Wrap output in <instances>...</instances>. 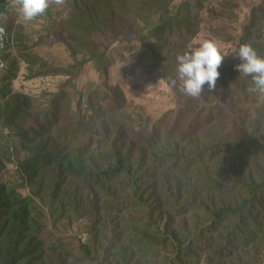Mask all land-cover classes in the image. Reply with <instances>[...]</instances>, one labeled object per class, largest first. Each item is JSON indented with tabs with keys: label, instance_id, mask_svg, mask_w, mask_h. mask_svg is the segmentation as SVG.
Here are the masks:
<instances>
[{
	"label": "trees",
	"instance_id": "16d2710c",
	"mask_svg": "<svg viewBox=\"0 0 264 264\" xmlns=\"http://www.w3.org/2000/svg\"><path fill=\"white\" fill-rule=\"evenodd\" d=\"M210 1L66 0L71 17L61 26L73 63L45 61L34 52L41 38L20 57L28 79L70 76L37 113L33 96L13 94L20 62L7 67L14 30L1 20L0 264H264V102L234 70L242 43L264 56V0L238 39L224 29L221 40L235 49L214 90L205 84L193 99L175 84L179 110L153 119L108 81L117 44L142 74L171 86L177 55L202 31L215 33L212 20L238 23L239 0H221L207 19ZM113 30L116 40H107ZM88 64L101 81L80 90ZM9 165L19 187L4 180ZM63 220L87 221L88 239H64ZM46 222L58 235L51 245Z\"/></svg>",
	"mask_w": 264,
	"mask_h": 264
},
{
	"label": "rangeland",
	"instance_id": "374dc122",
	"mask_svg": "<svg viewBox=\"0 0 264 264\" xmlns=\"http://www.w3.org/2000/svg\"><path fill=\"white\" fill-rule=\"evenodd\" d=\"M239 1L241 8L237 11L239 15L238 23L232 25L224 21H215V19L212 18L214 19L212 20V27L216 28V32L210 35L208 32L202 31L189 47L198 46L204 39H214L219 42L225 57L234 51V45H228L223 39L221 40L220 37L225 36L227 31H231L233 36L236 37L235 39H238L248 19L251 7L259 5L263 0ZM219 2H221V0H212L208 3V10L206 12L207 19L209 18V13L213 11V8L218 6ZM66 8L67 3L59 7L53 6L44 15L32 21H25L19 11L12 6L11 0H6L3 22L5 25H9V27L11 26L14 30L13 36H11V49H7L6 51V55H11L7 67H10V62H13L12 60L14 59L20 62V72L17 79L13 81L12 91L14 95L20 93L33 96L36 100V113L44 109L45 106L48 107L51 104V98L60 90L62 83L67 81L70 76L60 74L45 78L28 79V67L20 57L23 53L24 46H30L41 38L43 46L35 49L34 52L40 55L45 61L65 66L73 63L71 59L72 51L68 47L69 32L62 29L61 26V21L68 20L71 17V13L66 11ZM58 11L64 13L63 18L59 16ZM50 13H53L54 16L51 19V23H48V15ZM53 22L59 23L57 24V29L52 32L47 31ZM114 32L113 30L107 34V40H116L117 35ZM129 37H132L133 41L135 40L134 36L130 35ZM111 59L113 60V64L109 70V84L123 89L129 104H132L137 109H142L146 116L158 119L167 111H177L183 106V101L176 96L174 84L171 86L166 84L158 73H155L152 77L142 74L134 58L126 54L120 45L116 44V47L112 50ZM88 66L90 70L83 73L76 81L80 90L87 88L89 84H99L101 81L99 74L91 67V64H88ZM61 71L70 72L64 69ZM227 100L230 101L229 98ZM26 123L29 125L30 121H24L21 125L25 126ZM14 131H17V128H15ZM3 135L4 137H12V140L16 139L13 137V133L9 128L3 130ZM0 142H3V144L5 143L2 136H0ZM3 152H5V150ZM8 169L9 170L5 171L4 180H9V185L11 184L10 186L12 187H19L21 183L16 180V178L12 177V173L15 172L14 170H16V168L14 165H9ZM23 195L27 197L28 192L24 191ZM69 222V224L65 220L60 222L62 226L59 228L58 232L64 234L63 238L66 240L71 239V242H74L75 239L86 241L88 239L87 227H89L90 224L84 220H70ZM42 237L45 239L46 245H51L58 238L57 233L51 229L49 222H46V228L42 232Z\"/></svg>",
	"mask_w": 264,
	"mask_h": 264
},
{
	"label": "clouds",
	"instance_id": "9594fccd",
	"mask_svg": "<svg viewBox=\"0 0 264 264\" xmlns=\"http://www.w3.org/2000/svg\"><path fill=\"white\" fill-rule=\"evenodd\" d=\"M11 3L25 21H32L44 15L53 6H63L66 0H11ZM4 33L5 28L0 26V39ZM224 57L218 41L204 39L198 46L189 47L182 55H177V74L172 83H178L179 91L185 96L199 99L205 84L209 91L216 88L221 75L218 69ZM236 57L240 63L234 66V70L239 72L240 76L250 78L249 93L264 102V56H261L252 44L242 43Z\"/></svg>",
	"mask_w": 264,
	"mask_h": 264
},
{
	"label": "built area",
	"instance_id": "2783aa9c",
	"mask_svg": "<svg viewBox=\"0 0 264 264\" xmlns=\"http://www.w3.org/2000/svg\"><path fill=\"white\" fill-rule=\"evenodd\" d=\"M4 1H6V0H0V9H1ZM1 20H3L2 14H0V26L4 27ZM6 37H7V31L5 29V33L3 35V38L0 39V69L1 70L6 68L4 62L1 59V52H2V50H4L6 48Z\"/></svg>",
	"mask_w": 264,
	"mask_h": 264
}]
</instances>
